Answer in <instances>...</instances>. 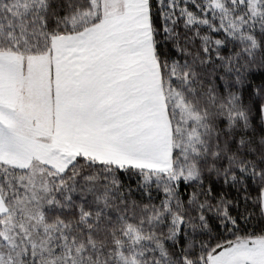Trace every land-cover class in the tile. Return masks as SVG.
<instances>
[{"label":"snow or ice","instance_id":"1","mask_svg":"<svg viewBox=\"0 0 264 264\" xmlns=\"http://www.w3.org/2000/svg\"><path fill=\"white\" fill-rule=\"evenodd\" d=\"M0 264H264V0H0Z\"/></svg>","mask_w":264,"mask_h":264}]
</instances>
